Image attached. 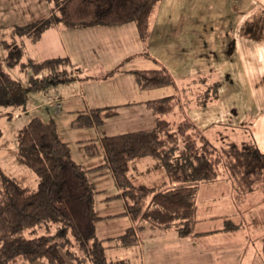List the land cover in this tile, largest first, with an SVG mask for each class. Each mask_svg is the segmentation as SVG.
Returning <instances> with one entry per match:
<instances>
[{"label": "trees", "instance_id": "1", "mask_svg": "<svg viewBox=\"0 0 264 264\" xmlns=\"http://www.w3.org/2000/svg\"><path fill=\"white\" fill-rule=\"evenodd\" d=\"M161 1L48 0L54 15L15 26L13 42L0 44L7 50L5 62L0 56V87L14 84L7 68L16 67L25 56L17 37H29L36 42L44 31L57 25L63 29H79L133 22L144 46L138 57L157 61L150 47L151 18ZM121 65L100 75L73 64L67 56L30 61L25 66L31 69L34 77L30 76L33 79L29 81L28 90L38 92L54 84L112 77L120 72ZM131 72L142 90L176 85L173 74L164 66ZM205 82L207 80L203 77L184 88H177L187 94ZM220 87L221 83H215L205 90L194 91V102L198 106L210 105L219 99ZM180 101L181 96L176 94L147 101V107L156 114L155 127L102 138L107 162L94 171L112 170L126 201L127 213L133 220V225L115 239L118 246L138 245V234L145 224L175 231L180 237L210 233L197 231L200 188L226 173L235 185L237 204L242 203L250 192L264 190V150L257 140L228 139L221 151L214 155L197 151L199 139L207 142V138L197 129L195 122L184 119L170 123L166 119L175 112ZM118 110L116 106L94 108L80 114L72 126L76 129L100 127ZM16 138L19 161L37 175L39 182L36 188L25 187L0 167V264L41 259L47 264H67L69 260L78 264H129L127 261H108L105 240L97 235L100 217L95 208V189L90 172L73 159L70 145L60 138L55 120L35 116L21 127ZM180 141L183 153H179ZM85 148L90 156L99 152L95 142H87ZM143 157L158 159L167 179L155 186L135 183L130 174V163ZM43 222L58 224L59 230L55 234L26 236L27 230ZM225 222L227 231L242 227L231 216H226ZM67 236L77 243L81 255L69 248Z\"/></svg>", "mask_w": 264, "mask_h": 264}, {"label": "crops", "instance_id": "2", "mask_svg": "<svg viewBox=\"0 0 264 264\" xmlns=\"http://www.w3.org/2000/svg\"><path fill=\"white\" fill-rule=\"evenodd\" d=\"M22 13L24 15L23 9ZM27 22L17 24L25 25L33 21ZM177 25H175V33ZM31 42L39 55L51 54L49 58L67 56L73 64L100 75L123 64L120 72L112 77L59 83L42 91L31 92L30 95L37 101L32 104V100L23 114L26 115L24 122L32 119L33 112L45 120L54 119L60 138L70 145L73 159L90 172L95 189V208L100 217L96 226L97 235L105 240L106 257L109 262L264 264V207L261 208L255 204L257 206L255 213H249V210H244L242 203L237 204L235 185L230 177L206 183L200 188L202 201L206 196L209 201L207 207L202 205L201 199L198 201L200 221L197 224V231L210 233L198 237H180L175 231H164L145 224L138 234L140 238L138 245L122 247L115 241L133 225V220L127 213L126 201L112 170L105 168L94 171L107 162L102 138L155 127L156 114L147 107L146 102L172 96L175 93L174 87L179 86L176 83V85L142 90L131 72L137 69L164 66L172 73L169 65H165L153 52L152 34L150 47L157 61L138 57L144 46L138 28L133 22L116 26L95 25L79 29H63L57 25L44 31L38 41L31 40ZM175 48L177 43L172 42L171 50H174V54L178 56L179 53ZM134 55L136 56L132 57ZM176 55L171 62H176L178 58ZM195 79L197 77L188 80L185 84ZM110 106L119 107L118 114L106 118L102 126L77 129L72 126V122L80 114L88 113L94 108ZM87 142L97 144L99 149L97 155L90 156L87 153L85 148ZM138 160L147 167L159 164L152 157L138 158L133 161ZM221 188H226V193L215 195L216 190ZM250 196H256L254 199L264 204V190L250 192L244 201ZM231 201L234 207L230 205ZM226 216H231L235 222L241 223L240 230H225ZM248 216H251V223L248 224L254 228L252 235H248L244 230L243 222ZM219 222H223V225L218 224L217 228H210V223Z\"/></svg>", "mask_w": 264, "mask_h": 264}, {"label": "rangeland", "instance_id": "3", "mask_svg": "<svg viewBox=\"0 0 264 264\" xmlns=\"http://www.w3.org/2000/svg\"><path fill=\"white\" fill-rule=\"evenodd\" d=\"M29 11L31 14H26ZM54 14L48 0H0V44L13 42L15 25ZM151 30L153 52L165 65H169L181 88L195 77L207 80L187 94L185 90L179 92L174 87L172 95L181 96V101L166 119L170 123L184 119L194 121L197 129L207 138V142L199 139L196 148L199 152L214 155L221 151L228 139H254L264 150V0H162L152 15ZM17 39L23 45L25 56L16 67L7 68L15 80L14 84L0 87V167L23 186L36 188L39 182L37 175L18 159L16 134L28 123L24 122L26 115L23 114L32 100V104L37 101L28 90L34 74L25 65L30 61L47 59L51 54L39 55L29 37ZM172 42L177 43L175 50L178 56L171 50ZM175 55L178 57L176 62H171ZM0 56L5 62L7 50L3 45H0ZM215 83H221L219 99L210 105H196L194 91L205 90ZM36 115L31 113L32 118ZM179 145V153H183L182 141ZM155 160L159 164L149 167L140 160L130 163V174L135 183L155 186L167 179L164 167L158 159ZM222 171L225 169L222 168ZM227 177L228 173L220 178L224 180ZM225 189L216 190L215 195L225 194ZM254 198L256 196H250L242 202L245 211L255 213L257 206L264 207ZM199 199L203 206H208V196L204 201L202 196ZM230 205L234 207L232 201ZM245 219V233L252 235L254 228L248 224L251 223V216ZM218 224L223 225V222L210 223V228H217ZM57 225L43 222L25 234L30 238L55 234L59 230ZM65 239L69 241V248L82 254L71 237ZM18 264L47 262L41 259ZM67 264L78 263L69 260Z\"/></svg>", "mask_w": 264, "mask_h": 264}]
</instances>
